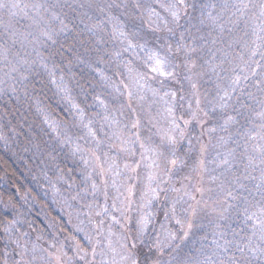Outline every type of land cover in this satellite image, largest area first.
<instances>
[{
    "label": "trees",
    "instance_id": "1",
    "mask_svg": "<svg viewBox=\"0 0 264 264\" xmlns=\"http://www.w3.org/2000/svg\"><path fill=\"white\" fill-rule=\"evenodd\" d=\"M185 2L178 20L167 7L176 0H20L13 4L17 7L0 8V77L9 75L0 79V264H9L11 253L30 235L46 245L81 249L63 201L75 204L82 214L95 211L80 202L87 199L83 184L88 187L101 178L86 173L85 157L77 151L91 148L100 158L103 145H112L111 140H102L103 133L119 125L120 102L114 98L120 96L117 88L123 92V101L131 91L128 68L134 74H147L138 79L144 87L152 85L183 96L173 105L174 114L182 117L178 119L182 128L194 126L188 138H198L197 151L200 146L204 150L197 163L217 154L218 150H207L210 143L232 156L228 165L220 164L216 170L225 171L215 184L231 192L224 217L188 230L187 237L177 226L169 244L157 253L161 264H264V239L260 238L264 227L258 223L264 221L260 211L264 207V141L257 148L259 134H264V41L258 38L264 37L261 0H244L250 5L242 10L244 15L231 7L221 8L238 0ZM209 13L219 17L217 24L208 19ZM13 29L21 30L15 36L25 39L28 49L34 47L19 58L24 63L15 75L9 73L17 54L9 33ZM180 45L184 48L176 52ZM193 46L197 51L190 54L191 62L185 67V53ZM153 56H167L176 67L165 70L174 72L177 79L152 73L154 61L149 57ZM202 85L207 86L202 89ZM193 92L199 95V105ZM205 95L214 99L207 100ZM220 97L227 102L224 109L218 107ZM124 108L125 126L130 130L132 111ZM228 116L234 122L221 131ZM184 120L192 124L184 126ZM176 152L180 164L185 152L180 148ZM189 158H194L192 153ZM155 214L153 229L144 231L139 240L134 239L136 227H126L130 252L140 264H144L143 253L157 242L159 224L167 220L162 205H157Z\"/></svg>",
    "mask_w": 264,
    "mask_h": 264
},
{
    "label": "rangeland",
    "instance_id": "2",
    "mask_svg": "<svg viewBox=\"0 0 264 264\" xmlns=\"http://www.w3.org/2000/svg\"><path fill=\"white\" fill-rule=\"evenodd\" d=\"M17 1L20 0H4L8 5H13ZM13 12L10 9L9 13L12 14ZM14 31V29L9 31L11 41H15L12 46L17 51L9 66L10 71L13 72H9L11 75H15L16 70H18L17 67L24 63L20 64L19 58L30 49H34L32 45H29L30 49H28L25 39L15 36L17 35L16 32L21 30ZM35 52L38 55L37 51ZM6 75L9 76L8 73ZM6 75L2 74L0 79L5 78ZM132 75L136 77V74L133 73ZM129 81L132 86L130 92L134 94L131 107H127L132 111L131 115L128 114L131 120L130 130L125 126L127 124L126 116H123L126 114L125 108L120 107L117 115L120 118L119 125L115 123L111 125L107 133H103L102 140L109 139L112 145L109 147L103 145L101 152L98 151L100 158L91 148H81L77 151L87 161L84 163L86 173H92L95 177L101 178V181L90 182L92 186L88 185L87 187L86 182L83 184V189L86 190L82 193L87 199L80 202L89 211L95 210L88 214L93 216L82 214L75 209V204L69 203V200L63 201L70 215V223L80 240L81 249L72 245H46L42 240H33L30 235L27 236L26 241L21 243V248L11 253L9 264H84V260L86 264H131L134 257L130 252V239L126 233L128 232L126 227L131 225L139 230L137 220L148 213L150 223L145 231L149 232L153 229L152 224L159 204L163 206L167 220L159 224L160 230L156 240L165 245L169 244L174 232L177 231L176 227H180L176 223V219L183 218L184 214L180 211L182 208H188L189 205L197 208L194 217H191V211L188 213L194 224L191 232L199 230L204 225L217 223L224 217L229 192L228 187L223 188L215 184L224 178L225 171L221 174L220 170L219 173L216 170L220 164H223L221 163L222 159L230 160L232 156L229 155V152H223L220 145L214 147L213 143H210L207 150H218L217 154L214 157L210 156L209 159L206 158L203 163L199 161L197 163L196 157L202 154L204 150L200 146L201 151H197L200 145L198 138L191 140L188 138L193 132L194 126L182 128L177 120L179 129L173 130L171 125L173 117H170L166 112L168 105L159 97H153L151 92L146 91L147 88L158 89L160 96H163L166 90L152 85L144 87V84L137 77L129 78ZM206 86L202 85L201 87L203 89ZM141 89H145V91H141ZM207 92L211 93L210 90ZM193 93L196 96V103L199 95L197 92ZM141 96H144V99H140ZM207 96H204L207 100L214 99L210 96L209 99ZM121 111L122 113H120ZM174 117H176L175 114ZM137 121H139L138 127L133 128L132 125ZM188 124H192V122ZM170 137L176 138L174 144L170 141ZM90 138L91 140L94 139V137ZM263 141L264 134L260 133L257 148H262ZM93 142L95 144L98 141L94 140ZM141 143L145 144L146 148L155 151L142 149ZM177 148H180L181 153L184 151L185 154H183V162L177 163L173 167L169 161L177 159ZM191 153L195 158L193 164L189 163V160L194 159L189 158ZM207 164L210 165L207 166ZM168 168H172V171L166 175ZM87 181L89 182V179ZM160 181L163 182L160 183ZM98 183H101V186ZM158 183L159 188H157ZM93 185L96 186L95 190ZM129 188H131V192L128 191ZM149 188L156 189L160 196L153 199L151 205H146L145 194ZM173 189L180 191L176 192ZM197 189L201 191H197ZM192 191L195 194V200L190 198L193 196ZM148 195L151 194L148 193ZM81 203L78 205L82 206ZM174 204L177 208L176 216H173L170 211ZM213 219L214 222L212 223ZM185 230L183 228V232ZM169 232L172 234L171 237H169ZM160 236L161 238H159ZM260 238L264 239V233Z\"/></svg>",
    "mask_w": 264,
    "mask_h": 264
},
{
    "label": "snow or ice",
    "instance_id": "3",
    "mask_svg": "<svg viewBox=\"0 0 264 264\" xmlns=\"http://www.w3.org/2000/svg\"><path fill=\"white\" fill-rule=\"evenodd\" d=\"M12 7H17V5H11ZM181 6L187 7L185 0H176V3L174 4H169L167 5L168 9L171 10V16L174 18V20H178L179 19V15H180V10H181ZM250 5L248 3H245L244 0H238V3H233L232 5H229L228 3H224L221 5V8L223 10H227L229 7H231L232 9H235L236 12L240 13L241 15H244L243 13V9L248 8ZM252 7H256V5H251ZM9 7L8 4H6L4 2V0H0V8H6ZM39 7V6H36ZM162 7H164V5H162ZM204 7H216V5H205ZM259 9H260V16L264 17V0H261V3L259 4ZM208 19H210L212 21L213 24H217V22L219 21V17H213L211 15V13L208 14ZM201 23H203V20H201ZM218 26L220 27L221 31H223V25L222 24H218ZM262 31H264V28L261 29ZM169 31H171V29H169ZM45 35H47V33H44ZM121 35H123L121 33ZM259 39H261L262 41H264V37H258ZM213 43H215V41H213ZM184 48L183 45H180L176 48V52H180L182 49ZM168 51L171 52L172 51V47L171 45H168ZM197 51L196 47H190L188 49V51L185 53L187 59L183 62L184 66L187 67L190 62H191V53H195ZM173 59H175V57H173ZM149 60L154 61L153 66L151 67V72L158 74L162 77H166L172 80H176L177 77L174 74V72L171 71H166L165 68L166 67H173L175 68L176 65H173L171 63V61L168 59L167 56L161 58L159 56H153V57H149ZM133 69L132 68H128L127 72L129 74V78L133 79L138 77V79H144V77L147 75L146 73H137L136 77H133ZM178 82V81H177ZM145 83H147V81H145ZM164 85L161 84V87H163ZM125 87H127V85H125ZM193 88H195V85H192ZM117 92L120 93L119 97H115L114 99L117 102H120V107L124 108V107H131V103H132V97H133V93L132 92H128L127 96L128 99L126 101H123V92L121 91L120 88L116 89ZM141 91H145V89H141ZM146 91L151 92L153 97H159L161 100H163L168 107L166 108V112L168 113V115L170 117H173V119L171 120V125L173 130L179 129V124L177 123L178 119H182V117L176 118L174 117V104L178 105L179 101H182L184 98L183 96L177 97V93L174 91H166L163 93V96H160V92L158 89H153V88H147ZM228 95V93H225V97ZM225 97H220V101L221 103H219L218 107L220 109H224L226 107V100ZM99 103L103 106L104 105V101L100 100L99 97L96 98ZM140 99H144V96H141ZM123 101V102H121ZM197 105H199L200 101L197 100L196 101ZM182 107V105H179ZM195 115V114H193ZM204 115L207 117L209 116L208 112H205ZM105 120H107V117H104ZM234 117L232 116H228L225 120L224 123L222 125H220V129L221 131H227L228 126L234 122ZM189 123V121L184 120V124L187 125ZM139 125V121H137V123L133 124L132 127L136 128ZM211 131L215 132L216 129L213 128L211 129ZM89 133L93 134L92 129L89 128ZM182 136V133H181ZM137 139H139V137H137ZM221 140L223 141V138H221ZM170 141L174 144L176 142V138L175 137H170ZM133 143H135V141H133ZM140 147L142 149H145L146 151H155L154 149L151 148H146L145 144L141 143ZM157 155H159V153H157ZM229 155H231V152H229ZM262 156H264V154H262ZM142 159H144V157L142 156ZM262 163H264V158H262L261 160ZM85 163H87V161H85ZM178 163L177 159H173L169 161V164L172 165L173 167ZM221 163L228 165L229 164V160L228 159H222ZM172 168H168L167 172L165 173L166 175L168 173H171ZM151 179V177H150ZM163 181H160V183H162ZM96 186L93 185V189L95 190ZM157 188H159V183L157 184ZM129 192H131V188L128 189ZM173 191L179 192V189H173ZM197 191H201L200 189H197ZM148 193H150L151 195L149 196ZM105 196H107V193H105ZM160 193L157 192L156 189L154 188H149L145 194V204L146 205H151L152 200L153 199H157L159 198ZM228 196H231V192L228 193ZM191 199L195 200L194 196L190 197ZM181 199H183V197H181ZM178 203V201H177ZM199 203V202H197ZM115 206V205H114ZM126 210V209H125ZM171 213L173 214V216L177 215V208L176 205L174 204L173 207L170 209ZM184 216L183 218H177L176 219V223L178 225H180L181 228H185V237H187L188 235V230H191L194 227V224L192 222V219L189 217L188 213L189 211H191V217H194L196 215L197 212V208L193 205H189L188 208H182L180 210ZM261 213L264 214V207H262L260 209ZM150 223V215L148 213H145L143 216H141L138 220H137V224L139 225V230L136 233L134 239L139 240L142 237L143 232L145 231L147 225ZM258 223H261L262 227H264V221H258ZM7 230V229H6ZM172 234L169 232V237H171ZM133 249L136 250L137 255H140V249L136 248V245H133ZM153 249L155 251H153ZM164 250V245L160 242L157 241L156 243H154L153 245L150 246L149 251L147 253H143V261L144 264H161V259L159 257V255H157V253L162 252ZM155 257V258H152ZM131 264H140V260L139 259H132Z\"/></svg>",
    "mask_w": 264,
    "mask_h": 264
}]
</instances>
